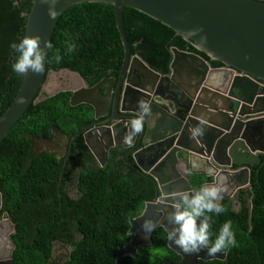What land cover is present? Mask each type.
Wrapping results in <instances>:
<instances>
[{
    "label": "water",
    "instance_id": "water-1",
    "mask_svg": "<svg viewBox=\"0 0 264 264\" xmlns=\"http://www.w3.org/2000/svg\"><path fill=\"white\" fill-rule=\"evenodd\" d=\"M85 3L108 4L115 8L125 51L117 85L116 79L111 78L88 89L79 73L61 70L51 74L70 79L76 77L84 88L70 90L64 87L48 92L46 86L51 74L47 76L46 70L50 49L45 48L44 70L23 76L17 97L0 118V143L32 104L62 92L73 91L71 106H91L96 119L107 117L112 111L110 120L113 124L99 128V143L87 137L90 150L103 167L110 149L122 147L127 151L124 158L133 153L135 168L154 179L157 185L154 201L146 203L141 216L130 219L128 235L132 239L117 253V263L122 264L125 256L136 258L141 246L152 245L156 229L169 232L172 225L167 217L173 210L176 194L195 191L180 170L182 163L188 173L207 179L203 186L218 183L222 176L227 177L228 191L221 203L231 200L233 211L240 209V204L233 201L239 191L251 183V171L246 166L261 163L264 154V0H54V3L52 0L48 3L34 0L31 11L23 13L25 35L39 37L43 47L45 42H52L62 14L72 6ZM50 7L57 13L54 19L49 16ZM127 7L167 26L209 60L173 48L170 73L164 76L156 73L139 56H132V44L123 24V12ZM213 62L221 63L223 68L214 69ZM135 77L147 86L137 84L133 80ZM115 86L116 95L112 99ZM99 90H104L105 94L100 95ZM156 90H161L164 97L155 95ZM44 91L47 92L44 94ZM141 99L151 105L153 115L143 118L142 132L126 142L131 122L140 118L137 102ZM199 125L204 127L205 135L194 140L190 129ZM54 133L63 139V132L58 127L51 128L50 134ZM31 144L37 156L40 155L37 145L45 148L42 154H55L59 150L51 139L33 138ZM144 220L157 222L151 234L146 235L142 230ZM13 232L14 225L5 213L0 222V238L3 235L10 245L8 258L12 264L15 244L10 236ZM169 248L181 256V261L167 264H201L223 261L227 257L222 252L208 255L207 249L188 255L170 241ZM64 251L66 255L61 264L70 260L71 247L55 242L49 264L58 263L57 254L64 255ZM2 259L0 257V262Z\"/></svg>",
    "mask_w": 264,
    "mask_h": 264
},
{
    "label": "trees",
    "instance_id": "trees-1",
    "mask_svg": "<svg viewBox=\"0 0 264 264\" xmlns=\"http://www.w3.org/2000/svg\"><path fill=\"white\" fill-rule=\"evenodd\" d=\"M33 3L34 0H0V118L22 86L23 76L11 70L16 57L9 45L25 36L23 13H29ZM123 24L132 44V56H139L159 74L170 73L173 48L209 60L173 30L135 9H124ZM66 34L78 45L74 53H65ZM51 43L47 76L70 70L90 85L104 78L118 81L125 51L114 6L85 3L70 7L60 17ZM57 49L63 57L59 64L55 62ZM222 66L213 62V67ZM71 95L62 92L32 104L0 143L2 213H7L14 225L13 264H49L55 242L71 247L66 264H118L119 249L132 239L128 235L130 219L141 216L146 203L157 197L155 180L135 168L132 156L127 157L128 163L124 162L123 153L117 149L104 168L81 172L78 198L69 195L65 181L72 177V170L54 155L37 156L31 141L48 138L52 127L77 135L94 121L90 106H71ZM261 159L262 163L251 172L250 185L240 192L238 212L233 211L232 201L228 200L222 204V214H207L211 216L210 239L214 241L222 225L231 221L235 246L222 252L227 254L225 260L201 264H264V156ZM180 170L195 191L207 182L201 175L188 173L184 163ZM167 237L163 228L156 229L152 245L141 246L136 258L125 256L122 264L180 262L181 256L169 248Z\"/></svg>",
    "mask_w": 264,
    "mask_h": 264
},
{
    "label": "clouds",
    "instance_id": "clouds-1",
    "mask_svg": "<svg viewBox=\"0 0 264 264\" xmlns=\"http://www.w3.org/2000/svg\"><path fill=\"white\" fill-rule=\"evenodd\" d=\"M48 3L49 0H44ZM54 3V0H52ZM57 15L54 8H49V16L55 18ZM67 36V34H66ZM65 53L71 54L76 51L78 45L70 36L64 41ZM12 53L15 54V61L11 64V70L18 76H24L29 72L39 74L44 70L45 48L52 49L51 42H45L41 46L39 37H29L27 35L13 41L9 45ZM63 57L60 50H56L55 62L61 63ZM137 109L140 118L131 122V132L125 137L129 142L131 136L142 132V121L145 117L153 115L151 105L141 99L137 102ZM205 135L202 125L190 129L192 139H197ZM228 191L227 177H220L218 183L201 187L198 191H181L176 194V202L173 210L168 214V223L172 225L168 232V240L174 243L185 254H197L207 249L208 255L226 252L236 244V235L232 230L231 221L225 222L215 236L214 241L210 239L211 216L207 214L220 215L225 209L221 203L224 194ZM157 227V222L144 220L141 225L145 234H151Z\"/></svg>",
    "mask_w": 264,
    "mask_h": 264
},
{
    "label": "flooded vegetation",
    "instance_id": "flooded-vegetation-1",
    "mask_svg": "<svg viewBox=\"0 0 264 264\" xmlns=\"http://www.w3.org/2000/svg\"><path fill=\"white\" fill-rule=\"evenodd\" d=\"M213 68L214 69H220V68H223V66L222 67H213ZM160 75H162V74H160ZM104 79H111V78H104ZM103 80H101L100 82H97L94 85H90L84 79V81H85L84 87H86L88 89L94 88V87H96V85L100 84ZM133 80L135 82H137V84L141 83V81H139L137 77H135ZM117 82L118 81L116 80V85H117ZM82 85H83V83H81V81L75 77V78L70 79V83L66 86V88L70 89V90H82V88H84V87H81ZM141 85H144L145 87L147 86L146 83L145 84L141 83ZM46 92L47 91H44L43 93L45 94ZM98 92L100 93V95L105 94L104 90H99ZM70 93L73 95V91ZM72 95H71V98H72ZM115 95H116V86L113 89L112 99H114ZM155 95H157L158 97H164L165 94L161 90H160V92L156 90ZM112 104H113V101H112ZM87 106H89V105H87ZM112 107H113V105H112ZM92 109L94 112V121L92 123H90L89 125L83 127L78 132L77 135H72L70 133H64L63 132V135H64L63 139H60L56 133H54L52 135L50 134V136L48 138H45V139H51L52 143L55 146H57V148L59 149L56 151L57 153L51 154V155L56 156L59 160H64L66 168H68L69 170H72V171H70V175H72V177H70V179L67 177V181H65V182L67 185L66 191L69 193V195L73 199H76L79 197V189L77 187L80 183L79 181H80L81 172L85 171L88 168L99 169L100 167H102V166H100L99 161L97 160L95 155L90 150V148L87 144V140H86L87 137L92 141H95V139H96L97 142L99 143V128H101L103 126H111L113 124V121L110 120V118L112 116V111H111V113L109 112L107 117L96 119L95 118V110H94V108H92ZM79 137H81V139H78ZM116 149L123 153L121 157H122V160L126 163H128L127 162L128 156L133 157V153H128V155L126 156V159H125L124 155L127 153V151L125 149H123L122 147H113L110 149L109 158H110L111 154L114 152V150H116ZM43 151H45V148H43L41 145H37V152H39L40 155L42 154ZM261 156H264V154H262ZM109 158H108V160H106L104 162L105 165L102 168H104L108 164ZM261 163H262V161H261ZM261 163H257L256 165H248L246 167H248L250 169V171L252 172ZM241 190H243V189H241ZM241 190L239 191L236 198L234 199L235 201H233V203H235L237 205L239 202L238 198L240 196ZM2 208H3V204H2V206L0 205V222L2 221L3 215L5 214V213H2ZM12 234L10 236L11 239H12ZM0 241H1V243H0V257L4 258V259H2V262H0V264H12V263H10L9 258H8L9 253H10L9 243H6V240H5L3 235L1 236ZM65 253L66 252L64 251V255L57 254L58 255V263L55 262L54 264H61V261L64 260V257L66 255Z\"/></svg>",
    "mask_w": 264,
    "mask_h": 264
},
{
    "label": "rangeland",
    "instance_id": "rangeland-1",
    "mask_svg": "<svg viewBox=\"0 0 264 264\" xmlns=\"http://www.w3.org/2000/svg\"><path fill=\"white\" fill-rule=\"evenodd\" d=\"M69 83H70L69 77H65V76L60 75V74H56V75L51 74L46 88H47L48 92L58 91L60 89H63L64 87H66ZM53 87H57V88L55 90H53L54 89ZM236 207L238 208V206H236Z\"/></svg>",
    "mask_w": 264,
    "mask_h": 264
},
{
    "label": "crops",
    "instance_id": "crops-1",
    "mask_svg": "<svg viewBox=\"0 0 264 264\" xmlns=\"http://www.w3.org/2000/svg\"><path fill=\"white\" fill-rule=\"evenodd\" d=\"M182 171V173H183V170H181ZM184 174V173H183ZM185 175V174H184ZM185 176H187V175H185Z\"/></svg>",
    "mask_w": 264,
    "mask_h": 264
}]
</instances>
